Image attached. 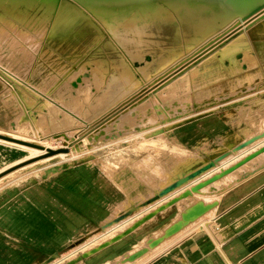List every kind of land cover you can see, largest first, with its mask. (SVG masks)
<instances>
[{"label":"rangeland","instance_id":"1","mask_svg":"<svg viewBox=\"0 0 264 264\" xmlns=\"http://www.w3.org/2000/svg\"><path fill=\"white\" fill-rule=\"evenodd\" d=\"M242 28L239 26L232 29L231 33L235 31L232 36ZM20 30H25V27L20 23L14 28L0 24V34L3 36L0 38V43L4 44L0 48V53H2V48L7 50V41L8 44L20 41L18 35ZM230 32L212 45L205 47V50L202 49L203 51L197 52L193 57L189 56L176 66L175 63L165 75L154 77L147 80V82L137 73L134 76L136 81L132 82L134 87L131 90L137 89L133 92V96L125 101V97H121L122 94H120L125 88L124 86L110 89L107 97L101 102L99 101L98 98L101 96L102 88L98 85L101 80L107 82L108 78L103 77L101 72H91V66L94 65V62L86 61L88 59L86 55L79 62L72 64L70 69L72 71L69 70L70 72L63 74L58 73V71L70 65V62L65 61L66 56L58 59L55 54L41 56L37 52V57L32 62L19 57L11 65L8 61H5V56L2 59L0 57V132L13 134L21 137L20 139L52 149L68 148L71 145L67 154L43 160L42 157L45 155L36 156L38 153H33L30 149L0 142V147L6 148L5 152L8 153V150L11 153H13L12 151L15 152L13 154L14 159L8 161L7 155V160H2L4 164L0 167V187L16 180L28 179L33 176L37 168L51 165L53 162L57 165L65 162H87L111 170L120 168L121 172L122 170L125 171L123 175L133 174L136 178L137 187L135 188L137 189L131 193L134 194V192L140 191L142 194L143 192L147 193L148 189L144 190V184L149 188L150 180L149 182L143 181V176L140 174L150 175L154 173L151 175L152 177H158L161 174L157 173V169L168 161L165 151L174 150L173 145L175 146V143L172 138L177 137L176 134L181 130L179 127L184 122L186 124L190 123L191 120L200 116L207 119H212L214 116L219 119L218 115L214 113L216 110L221 114L226 112V116L231 114L235 119L239 117L243 119L240 128L242 130L246 127L249 128V126H246L245 120L250 121L253 126H256L257 130H259V125L261 126L262 131L260 132L245 130L242 138L239 132L230 133L227 129L224 134L225 137L220 138V145L226 148L223 151L228 153L226 159L230 160L239 155L234 153L245 152L248 147L250 148L264 139V120L259 124L264 114L262 111L257 110L259 106L255 107L254 111L242 112L246 108L245 103L264 106L261 90L258 91V89L264 88V34L258 39L254 38L251 45L239 44L235 46L238 49L230 52V54L228 52H217L214 59L209 58L206 62L199 63L194 70V75L192 74L193 76L191 75L183 80L179 86L174 87V82L167 86L169 88H161L178 73L188 70L193 63L196 62L197 64L204 59L207 54H210L229 37ZM219 41L222 42L219 43ZM262 43L263 46L261 47ZM6 56H8L7 53ZM83 67H86V69L84 70ZM106 82L101 86L106 87L108 85ZM111 85H113L111 88L117 86L115 84ZM253 91L255 92L253 93ZM135 92L137 93L135 94ZM243 102L245 103L243 104ZM118 103L120 104L115 107ZM113 105L115 108L112 107ZM138 106L144 107L143 113L136 115L119 132L113 131L111 139L105 138L102 141V138L98 137L96 138L97 141L92 140L95 139L94 134L100 133V131L96 132L98 129L103 131L110 129L117 119L127 111L138 108ZM236 106L241 113L236 109ZM52 109L58 113L60 118H67L65 120L66 125L58 127V122H53L50 119L49 112ZM85 125L87 126L84 127ZM189 130L186 137H182L183 135L181 137L185 143H191L196 148V140L198 139H194L195 142L186 139L187 135H189L188 138H193L196 135V129ZM73 132H75V136L72 134ZM69 135L72 137H69ZM237 138H239V141ZM227 140L230 143H227ZM237 142L238 144L241 143L242 147L235 150ZM212 143L213 141L208 142L206 140L205 146H201L200 149L207 150L208 147L206 146L212 145ZM244 144L246 146L243 148ZM185 149L191 152L190 149ZM151 151H154L152 155L149 153ZM149 155H151V158H149ZM157 157L158 160H156ZM213 160L214 158L207 161L211 162ZM189 167L192 166L189 165ZM205 170L200 171L198 176L200 177L206 173ZM194 171H196L195 168L190 169V173H195ZM167 187L155 185L153 181V190L157 192L156 195L166 192ZM135 197L131 199L128 196L125 200L127 202H125L126 210L130 211V214L128 213L124 220H127L129 216L134 215L138 210L140 211L137 206V197ZM151 199H153V196L149 201ZM149 203L143 202L142 208H145ZM155 209L152 210L155 211ZM107 223L113 224V226L117 225L113 223V220H109ZM104 228V232H106L108 229L107 227ZM104 232L102 234H105ZM102 234L94 236L86 242L97 237L103 238L101 237ZM147 236H149L148 233L138 232L136 242L130 251L142 245ZM79 245L82 244H77L75 247ZM72 249L73 247L70 252ZM151 254L148 251H140L138 257L125 264H141L149 259ZM108 263L110 262L106 264Z\"/></svg>","mask_w":264,"mask_h":264},{"label":"bare ground","instance_id":"2","mask_svg":"<svg viewBox=\"0 0 264 264\" xmlns=\"http://www.w3.org/2000/svg\"><path fill=\"white\" fill-rule=\"evenodd\" d=\"M18 23L25 27V30L18 31L20 41L9 44L7 41V50L2 48L1 59L5 56V61H8L11 65L19 57L32 62L37 57V52L41 56L55 54L58 59L66 56L65 61L70 62V65L58 71V73L63 74L72 68L74 62H79L86 55L88 56L86 61L94 62V65L91 66V72H101L103 77L108 78L107 82L101 80L98 85L102 88L101 96L98 98L99 101L101 102L107 97L110 89H117L120 86L125 87L120 92L121 97H125V101L133 96V92L137 89L131 90L134 87L132 82L136 81L134 76L137 73L146 81L165 75L175 63L176 66L189 56L193 57L197 52L208 45H212L232 29L239 26L243 27L233 36L232 34L235 31L230 32L229 37L224 38L223 42L219 41V43H222H218L216 49H212L213 51L207 54L204 59L197 64L196 62L193 63L188 70L179 71L180 73L162 85L161 88H169L167 86L174 82V87L179 86L183 80L194 73L199 63L206 62L209 58L214 59L217 52H228L230 54V52L238 49L235 46L239 44L251 45L254 38L258 39L264 34V0H0V24L14 28ZM246 24L248 25L246 26ZM2 37L0 34V38ZM3 45L0 43V48ZM6 53L8 56H6ZM86 67H83V69L85 70ZM35 71L37 70L35 69ZM105 82L108 85L106 87L101 86ZM111 84L117 86L111 88L113 86ZM119 104L114 105L117 107ZM143 111L144 107L139 106L132 111H127L115 121L110 129L106 131L98 129L96 132L100 131V133L95 132V139L92 140L97 141L96 138L98 137L102 138V141L105 138L111 139L113 131L119 132ZM49 115L53 122H58V127L66 125L65 120L67 118H60L54 109L49 112ZM72 134L75 136V132ZM69 137L72 136L69 135ZM20 138L13 134L0 132L1 143L30 149L33 153H38L36 156L45 155L42 157L43 160L67 154L71 147V145L68 147L69 150L65 147L60 148L64 151H57L60 149H52ZM227 141V143H230L229 140ZM238 145L239 147H237ZM241 145L237 142L235 150L242 147ZM245 146L244 144L243 148ZM48 150H56V153L49 155ZM12 152V154L15 153ZM152 152L154 151L149 153L152 155ZM224 153L227 152L222 151L217 154L211 162L205 161L194 166L195 173L207 169L205 170L206 173L200 177L199 174L196 175L195 180L188 187L185 186L181 189L179 186L177 190L173 189V195L169 192L160 193V196V194L156 195L157 192L152 191L153 181L155 185L160 187L166 186L164 176L152 177L151 175L140 174L143 176V181L149 182L150 180L147 193L137 192L136 195L137 206L140 211L124 220L128 213L130 214V211L125 210V203L119 204L106 220L107 222L113 220V223L117 225L113 226V224L106 222L104 227H107L108 230L101 235L103 238L97 237L82 243L66 255H70L69 257L64 256L50 263L65 264L71 260L78 262L80 261L78 257L82 254L89 257L96 251L133 234L143 223H147L155 215V212H163L170 204H174L183 198L192 197L204 184L212 182V185H218L221 180L223 183H227L230 178L235 177L238 179L244 171L247 172L263 165L264 139L250 148L248 147L240 156H235L230 160L226 159L228 153L222 155ZM151 155H149V158H151ZM189 161L190 165L196 163L195 157L192 160L189 159ZM214 162L217 164L216 166ZM164 166L165 163L161 165V167ZM103 169L111 175L114 174L107 167ZM119 182L123 183L126 193L132 199L131 189L136 184L134 175L125 174ZM152 196L153 199L149 201ZM145 201L150 203L142 208V203ZM213 204L195 203L190 209L182 213L175 223L153 237L145 239L142 245L127 256L136 258L140 251H146L147 247L154 246L152 249L154 250L167 245L171 240L163 241L165 234L169 235L178 231L182 226L195 220L211 208ZM121 209L124 210V214H119ZM152 209H155V211ZM161 240L162 242L159 243ZM123 259L114 264L123 263Z\"/></svg>","mask_w":264,"mask_h":264},{"label":"crops","instance_id":"3","mask_svg":"<svg viewBox=\"0 0 264 264\" xmlns=\"http://www.w3.org/2000/svg\"><path fill=\"white\" fill-rule=\"evenodd\" d=\"M259 90L264 98V88ZM244 106L246 108L242 112L254 111L259 106L257 110L264 114L263 105L245 103ZM214 113L219 119L200 116L190 123L184 122L176 134L180 140L172 138L174 150L165 151L168 161L157 169V173H161L159 177L164 176V183L168 186L164 194L170 192L173 195V189L188 187L200 173H190V169L208 162L226 149L220 145V138L222 135L225 137L227 129L230 133L239 132L241 138L245 130L262 131L259 124L264 117L258 124L259 130L247 120L245 123L249 128L242 130L243 119L240 117L235 119L231 114L226 116V112L221 114L217 110ZM189 129H196L193 138H188L189 135L186 138L191 142L198 139L196 148L182 139ZM206 140L213 141L212 145L206 146L207 150L200 149ZM5 151L6 148L0 147V167L4 164L2 160H7V155L8 161L14 159L9 150L8 153ZM193 156L196 163H191L190 168L189 159H194ZM255 168L251 172L242 171L238 179L229 177L227 183L221 180L218 185H212V182L204 184L192 197L170 204L163 212H155L133 234L75 264H114L123 258L121 264H125L134 260L135 257L127 255L136 250L130 251L138 232L148 233L145 239L153 237L175 223L195 203L214 204L178 231L165 234L163 241L171 240L167 245L154 250V246L147 247L143 252L152 253L151 257L141 264H264V164ZM120 170L112 169L115 175L111 176L103 167L93 163L65 162L57 165L53 162L37 168L28 179L1 186L0 264H51L49 259L54 257L53 260L57 261L72 247L102 234L108 217L128 198L123 183L119 182L125 171ZM144 185V190L149 189ZM135 187L137 184L131 192L136 191ZM130 195L134 197L137 192ZM119 214H124V210H119Z\"/></svg>","mask_w":264,"mask_h":264},{"label":"water","instance_id":"4","mask_svg":"<svg viewBox=\"0 0 264 264\" xmlns=\"http://www.w3.org/2000/svg\"><path fill=\"white\" fill-rule=\"evenodd\" d=\"M57 151H64V149H60V150H57ZM54 153H56V150H48V154L49 155H52V154H54ZM86 255L85 254H82V255H80L79 257H78V259L80 260V259H82V258H84ZM54 258V257H53ZM53 258H51V259H49V262L51 261H53ZM65 264H75V262H74V260H71V261H68L67 263H65Z\"/></svg>","mask_w":264,"mask_h":264}]
</instances>
